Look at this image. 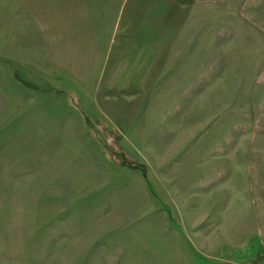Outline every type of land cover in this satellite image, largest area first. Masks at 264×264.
<instances>
[{"label":"rangeland","instance_id":"1","mask_svg":"<svg viewBox=\"0 0 264 264\" xmlns=\"http://www.w3.org/2000/svg\"><path fill=\"white\" fill-rule=\"evenodd\" d=\"M223 1L128 44L161 1L0 0V264H264V0Z\"/></svg>","mask_w":264,"mask_h":264},{"label":"crops","instance_id":"2","mask_svg":"<svg viewBox=\"0 0 264 264\" xmlns=\"http://www.w3.org/2000/svg\"><path fill=\"white\" fill-rule=\"evenodd\" d=\"M158 1H161V2H159L158 6H155V8H154L155 13H153V17H151V18L142 17L141 19L136 18V19L132 20V24L136 23V25L140 27V30H138V31L133 30L131 34H130V32L129 33L124 32L122 34L124 37L123 40L129 39V41H127L128 44H132L135 41V39H138L139 40L138 42H142L140 40V37H142L144 35L146 37L153 36L154 42H156V43L157 42L158 43L168 42V36H166V33L162 29V26L168 25V24H170L171 26L174 24L177 25L178 24L177 23L178 15L171 14L170 19H166L165 18L166 16H164L163 14H167L169 12H175L176 13V11H178L180 9H185L186 7H190L189 11H191V12L194 10H198V11L208 10V9H210V6L218 7V10H220V8L224 9V10L228 9L227 1L224 2L223 0H158ZM240 3H241V1H240ZM147 6H148V4H147ZM222 6H224V7L222 8ZM133 7H135V6L133 5ZM152 7H153L152 5L149 6V8H152ZM239 7H240V5H239ZM139 8H140L139 11H141V9H143V5H140V7L138 5V9ZM164 11L166 13H163ZM145 16H146V14H145ZM202 18L204 21L206 19V16H204ZM192 20H195V18H193ZM208 23H210V21ZM125 27H126V24L124 25V28ZM131 38L134 40L133 42H132ZM220 38L225 40L224 36H222V35H220ZM185 40H186V38L179 37V36L176 37V41H178V42L179 41H185ZM128 47H129V45H128ZM126 52H128V51L126 50ZM161 52H162V50H161ZM124 58H127V56L125 55ZM132 64H133V62H131V64H129V61H128L126 64V67L124 68V71L126 70V68L129 69L132 66ZM225 145L227 146L226 141H223L222 143H220L218 146L220 148H217L213 154L218 153V154H222V156H224L225 155V148L221 147V146H225ZM163 175H165V174L163 173ZM224 176H225V180H226V177H227L226 172L224 173ZM188 177H190V181L195 180L194 187L197 188V191H195L194 193L191 194L192 197L197 196V198H195V200H194L195 203H202V204L204 203L205 205H208L211 202H214L213 200L215 198L217 199L219 197V194H217L215 196H211V193H209V194L206 193V195H203L207 183L201 182V179L197 178V174H196L195 169L190 172V175H188ZM172 179H174V178L172 177ZM219 180H220V175L216 174V176L214 177V182L218 183ZM200 188H201V190L202 189H204V190L199 191ZM200 192L202 193V195H201V198H198V197H200V196H198V194ZM226 193H225V195H226ZM190 207H192V205ZM192 228H194L193 231L190 230L189 228H186V229L182 230L183 232H180V233L177 230L178 231L177 233L180 235H185V231H186V233H187L186 240H187L188 244H191V246L193 247V250L204 252L205 248H207L209 246V242L206 239V236H207L206 232L207 231L205 233L201 232L202 227L198 228V227H194V225L192 226ZM160 234H158V235H160ZM158 235L155 236V239L158 238ZM155 258H156V256H155Z\"/></svg>","mask_w":264,"mask_h":264}]
</instances>
